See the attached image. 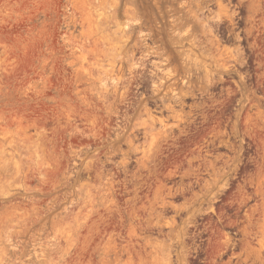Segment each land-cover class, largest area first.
<instances>
[{"label":"rangeland","instance_id":"rangeland-1","mask_svg":"<svg viewBox=\"0 0 264 264\" xmlns=\"http://www.w3.org/2000/svg\"><path fill=\"white\" fill-rule=\"evenodd\" d=\"M0 264H264V0H0Z\"/></svg>","mask_w":264,"mask_h":264}]
</instances>
